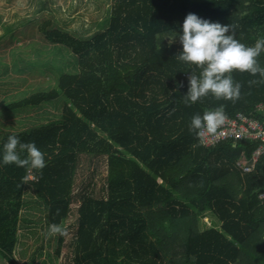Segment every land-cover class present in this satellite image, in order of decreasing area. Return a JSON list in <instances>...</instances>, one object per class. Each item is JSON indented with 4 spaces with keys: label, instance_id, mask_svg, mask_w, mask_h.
I'll use <instances>...</instances> for the list:
<instances>
[{
    "label": "trees",
    "instance_id": "trees-1",
    "mask_svg": "<svg viewBox=\"0 0 264 264\" xmlns=\"http://www.w3.org/2000/svg\"><path fill=\"white\" fill-rule=\"evenodd\" d=\"M34 1L32 14L16 25L43 17L45 37L60 43L77 66L63 71L54 87L6 104L15 111L63 98L56 118L0 130V264H18L22 205L42 206L47 231L63 224L74 198L80 200L75 225H62L73 228V264H264V203L258 197L264 155L250 171L235 164L241 155L249 160L258 141L207 147L189 131L194 114L220 105L229 116L260 117L264 82L248 81L264 77L233 71L242 85L235 102L209 94L186 105L188 76L201 70L175 59L179 40L155 46L156 35L181 27L189 12L237 25L235 38L252 46L264 37V0H111L101 19L74 33L58 24L49 0ZM6 25L3 34L14 30ZM258 59L264 67V53ZM13 134L45 154L42 170L2 163L3 144ZM92 156L107 160L96 194L87 186L92 173L86 184L75 181L81 158ZM26 185L32 191L27 196ZM203 216L210 217L208 226ZM63 240L64 234L57 236L58 245Z\"/></svg>",
    "mask_w": 264,
    "mask_h": 264
},
{
    "label": "rangeland",
    "instance_id": "rangeland-1",
    "mask_svg": "<svg viewBox=\"0 0 264 264\" xmlns=\"http://www.w3.org/2000/svg\"><path fill=\"white\" fill-rule=\"evenodd\" d=\"M54 7L53 15L58 24L69 32L82 29L94 20L101 19L111 0H49ZM34 0H0V130H23L34 123L56 118L61 111L63 98L44 101L37 105H28L19 110H9L6 104L20 99L34 91L48 90L55 85L60 74L66 70H75V58L69 54L60 43L48 40L40 29L42 18L35 16L23 25H16L19 17H29L35 8ZM45 17H49L46 14ZM6 24H13L14 30L4 33ZM182 27L163 31L156 35L155 46L164 47L179 40ZM79 35V34H77ZM107 172L106 157L92 156L88 160L81 158V163L75 176L77 183L88 182L93 174L92 183L87 185L88 191L94 187V194L100 192L103 176ZM33 177V175H28ZM25 196L31 193V188L25 186ZM81 191V187L74 191ZM80 200L71 201L68 217L62 222L69 226L77 217L76 208ZM34 203L20 207V220L17 228L15 259L18 264H73V253L69 240L72 237V227H67L63 242L58 245L57 236L46 235L47 224L44 211ZM27 221H22V219ZM203 222L211 223L209 216H203ZM59 247V252L56 248Z\"/></svg>",
    "mask_w": 264,
    "mask_h": 264
},
{
    "label": "clouds",
    "instance_id": "clouds-1",
    "mask_svg": "<svg viewBox=\"0 0 264 264\" xmlns=\"http://www.w3.org/2000/svg\"><path fill=\"white\" fill-rule=\"evenodd\" d=\"M181 27L179 43L182 50L175 59L201 70L199 74L191 71L188 76L189 86L184 99L186 105L195 103L209 94L217 100L235 102L240 98L242 85L233 79V71L264 77V67L258 59L261 53H264V37L257 38L254 45L248 46L235 38L237 25L212 22L191 12L185 16ZM260 82L264 80L248 81L249 85ZM226 119L224 105L211 110L205 109L203 115L192 116L189 131L201 137L205 133L215 135ZM21 153H26V156L22 158ZM2 163L42 170L46 162L45 154L35 142H21L19 136L13 134L9 135L3 144ZM65 231L60 224H50L46 235H63Z\"/></svg>",
    "mask_w": 264,
    "mask_h": 264
},
{
    "label": "built area",
    "instance_id": "built-area-1",
    "mask_svg": "<svg viewBox=\"0 0 264 264\" xmlns=\"http://www.w3.org/2000/svg\"><path fill=\"white\" fill-rule=\"evenodd\" d=\"M256 111L260 117L240 111L233 116L226 115L225 123L215 135L205 133L202 137L199 136L201 144L208 147L224 140L232 141L234 144L245 139L257 140V145L252 150L249 160L241 155L235 162L241 170L250 171L257 160L264 155V103L257 104ZM258 197L264 203V191L259 193ZM262 236L264 238V231Z\"/></svg>",
    "mask_w": 264,
    "mask_h": 264
},
{
    "label": "crops",
    "instance_id": "crops-1",
    "mask_svg": "<svg viewBox=\"0 0 264 264\" xmlns=\"http://www.w3.org/2000/svg\"><path fill=\"white\" fill-rule=\"evenodd\" d=\"M159 33H162V32H159Z\"/></svg>",
    "mask_w": 264,
    "mask_h": 264
}]
</instances>
